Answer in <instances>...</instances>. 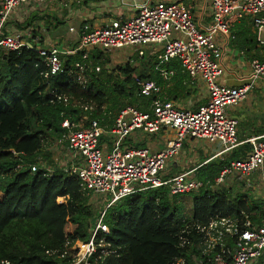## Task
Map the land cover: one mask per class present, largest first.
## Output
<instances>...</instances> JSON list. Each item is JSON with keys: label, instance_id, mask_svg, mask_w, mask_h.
<instances>
[{"label": "built area", "instance_id": "obj_1", "mask_svg": "<svg viewBox=\"0 0 264 264\" xmlns=\"http://www.w3.org/2000/svg\"><path fill=\"white\" fill-rule=\"evenodd\" d=\"M49 1L53 0H0V52L28 46L21 34H2L11 13L29 2L43 6ZM197 18L190 6L176 0L144 1L128 18L112 19L92 28L83 25L77 48L72 52L56 47L39 50L47 68L45 79L63 72V55L82 53L85 62L72 64L68 75L83 86L92 72L91 63H86L91 52L114 56L128 49L142 56L146 48H158L159 59L178 60L191 80L202 81L208 95L206 104L197 110L177 108L170 101L156 98L149 112L126 106L112 115L107 113L109 121L103 117H82L95 109L93 105H82L78 122L68 118L61 121L64 133L57 139L60 144L65 142L63 149L70 164L64 172L77 179L86 196L108 201L89 229V240L68 249L72 252L69 264H96L116 254L105 239L109 227L104 217L106 210L119 200L160 187H168L172 196L197 193L205 186L215 192L214 187L224 185L226 178L243 180L263 167L264 135L246 141L251 144L247 156L231 161L211 183L197 180L190 171L169 176L170 165L180 157L186 142L218 145V155L240 146L237 122L226 109L243 102L257 83L264 93V61L257 59L251 62L248 76L241 79L246 83L227 86L219 82L225 69L224 48L218 41H229L234 22L247 21L264 54V0H203L199 21ZM202 18L207 23H202ZM139 89L144 96L160 93V88L148 81L140 82ZM69 100L65 94H53L51 102L67 104ZM159 133L173 135L160 151L126 144L136 134ZM103 138L108 140L109 147ZM38 168L44 167L35 164L31 171ZM178 241L189 258H176L172 264H257L264 256V224L251 226L244 214L240 218L215 214L204 223L184 224Z\"/></svg>", "mask_w": 264, "mask_h": 264}, {"label": "trees", "instance_id": "obj_2", "mask_svg": "<svg viewBox=\"0 0 264 264\" xmlns=\"http://www.w3.org/2000/svg\"><path fill=\"white\" fill-rule=\"evenodd\" d=\"M38 18L31 16L23 27ZM93 23L86 24L92 28ZM232 42L247 51L257 45L248 27L234 33ZM27 45L0 52V264H69L72 252L68 249L89 240L96 217L75 177L60 169L31 171L38 160L49 159L45 141L64 133L60 127L64 118L78 122L82 105L95 106L87 113L90 118L107 120L109 113L126 106L148 112L157 96L142 95L140 82H154L161 90L160 99L170 102L195 99L199 89L178 60L158 59L150 52L140 72L133 59L109 70L112 55L91 52L86 63H91L92 72L83 86L68 75L72 64L85 62L83 54L63 55V72L45 79L47 68L39 56V43ZM145 54L136 56L142 59ZM53 94H65L70 100L52 103ZM237 158L233 152L229 158L212 159L198 168L195 178L211 183ZM191 194L188 219L182 217L168 187L136 193L111 205L104 217L109 227L105 239L116 254L96 264H172L176 258H189L179 247L180 229L186 223H204L215 214L231 218L244 214L253 227L264 222V203L252 202L244 194L230 198L223 190L214 192L207 186ZM263 262L264 256L259 264Z\"/></svg>", "mask_w": 264, "mask_h": 264}, {"label": "crops", "instance_id": "obj_3", "mask_svg": "<svg viewBox=\"0 0 264 264\" xmlns=\"http://www.w3.org/2000/svg\"><path fill=\"white\" fill-rule=\"evenodd\" d=\"M144 1L149 0H53L47 2L43 6H37L36 3L29 2L18 7L11 13L8 21L6 22L3 33H5V35L21 34V39L24 42L28 43L31 41L36 45L39 43V50H47L51 47H56L61 51L72 52L77 48L79 42V31L83 25L90 21H94L92 25L94 27H98L104 25L112 19L128 18L134 15L136 12V6L140 3H143ZM176 1L190 6L195 13V16L198 17L197 21H199L200 14L202 13V7H199L197 0H187L191 1L193 5H189L187 2H184L186 0ZM31 16H37L39 18L35 22L33 21L29 27H23L25 21H29ZM202 23H207V20L202 18ZM241 27H248L250 33L255 36L256 40V35L252 32V27L247 21L240 20L234 22L231 28V33L234 34L238 32ZM70 28H72L73 31H70ZM32 32L34 33L31 34ZM33 35H36L37 37L33 38ZM218 41H220L224 48L222 63L225 69V73L219 79V82L227 86H240L246 83L245 80L241 79L248 76L251 62L255 59L264 61V54L261 47H259L257 44L253 50L247 51L248 48L239 49L237 44L232 42V40L230 41V39L228 42H224L221 40V38H218ZM149 52L151 57L156 55L159 59L161 52H159L158 48H146L143 55ZM123 53L124 52L122 51L117 55H121ZM75 54L76 53L73 55ZM228 54L231 55V57L227 58L226 62H224V57ZM232 60L236 63L231 66L230 62ZM240 60L241 63L239 62ZM191 81L197 84L199 90L195 96V99L189 98V100H193V102L195 101V103H197V100H199L201 97L200 92H202L204 101L197 105L195 109H188L179 104L176 105L174 103L176 101H171L175 107L187 110H197L206 104L208 95L204 84L199 80ZM259 85V88H261V84ZM259 88L256 89L254 87L253 90H259V92H261L262 89ZM158 95L157 98H160ZM230 117L235 119L233 116ZM262 135H264V127L258 128L255 126L251 131H244L240 128L238 129L237 122V138L240 142V146L230 152L222 153L220 155H218L220 151V147L218 145H212L206 141L186 142L183 145L180 157L170 165L169 176H173L178 172L189 171L192 172L191 174L194 176V171H197L199 167L206 165L212 159H217L223 155H228L226 158H229L233 152L238 154V158L236 160L243 159L251 150V144L246 141L258 138ZM172 136V133H159L151 136H142L141 134H136L134 137L128 138L126 140V144L133 145L135 147H145L152 151H160L164 148L166 141L170 140ZM150 137L153 138L150 139ZM102 141L107 142L108 140L103 138ZM104 144L107 145V147L110 146L108 142L107 144L104 142ZM198 150L202 151L204 154H207L208 157H204L205 159L201 163H199L197 166H194L193 168H190V162L200 156ZM238 183L240 184V187H243L241 194L246 195L250 201L259 204L264 203V165L258 171L252 172L245 179L238 180ZM262 224H264V222Z\"/></svg>", "mask_w": 264, "mask_h": 264}, {"label": "rangeland", "instance_id": "obj_4", "mask_svg": "<svg viewBox=\"0 0 264 264\" xmlns=\"http://www.w3.org/2000/svg\"><path fill=\"white\" fill-rule=\"evenodd\" d=\"M187 2V4L193 5L191 1H184ZM199 7L201 8L203 5V0H197ZM66 29V28H65ZM233 33L230 31V41L232 40ZM126 53L121 54V55H114L112 57H109L108 59L110 60V65H109V70L124 65L126 62L131 61L132 59V64L133 66L137 69L138 72H140L144 66H146V62L148 61V55L149 53L145 54V57L140 59L138 58V54L134 53L132 50L125 49ZM135 55V58L132 57ZM138 57H137V56ZM231 55H225L224 57V62H226L227 58H230ZM241 63V60L239 61ZM238 62V63H239ZM234 63L233 60L230 62V65L232 66ZM260 85L257 83L255 85V88L258 89ZM261 89V88H259ZM263 91V90H262ZM259 92V90H252L249 92L247 99L244 100L242 103L236 105V106H231L226 109V112L230 115L233 116L237 122H238V129H242L244 131L249 130L251 131L254 129L255 126L259 127H264V93ZM201 93V97L199 100H197V103L193 100L186 99L184 100H177L174 102L176 105H181L185 108L188 109H195L197 105L202 103L204 101L203 99V93ZM203 99V100H202ZM124 102V101H122ZM82 115V114H81ZM80 115V116H81ZM82 117L87 118V114H83ZM260 123V124H259ZM153 137H150V139ZM65 142L60 144V141L58 139H51V140H46L45 141V148L44 152L48 153L47 155L49 156L48 161L47 160H38L36 163L40 167L46 168L49 172H53L57 169L63 170L68 169L70 164L67 160H69L64 152V145ZM199 157L196 159H193L192 162H190V168H193L194 166H197L199 163H201L205 158L208 157L207 154L202 153V151L198 150ZM228 155H223L219 158L225 159ZM180 173V172H178ZM197 171H194L193 175L196 176ZM216 190H223L224 192L228 193L230 198L235 197L236 195L241 194V191H243V187H240V184L238 183V180L232 179L230 177L225 179L224 185H220L218 187H214ZM191 195L192 194H185V195H179L175 196L172 198V201L176 203V205L180 208L181 215L184 218H189L191 215ZM89 197V202L88 204L90 205L89 208L91 211L94 213V217L97 216V214H100L102 209L105 206V203H107V199L102 200L100 198H95L94 196H88ZM259 264V261L257 262ZM264 264V262H263Z\"/></svg>", "mask_w": 264, "mask_h": 264}]
</instances>
